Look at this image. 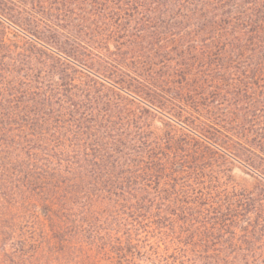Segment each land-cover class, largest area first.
<instances>
[{
  "label": "trees",
  "instance_id": "16d2710c",
  "mask_svg": "<svg viewBox=\"0 0 264 264\" xmlns=\"http://www.w3.org/2000/svg\"><path fill=\"white\" fill-rule=\"evenodd\" d=\"M71 1L116 43L112 59L69 35L71 54L115 78L0 55V264H264V189L217 164L264 162V0Z\"/></svg>",
  "mask_w": 264,
  "mask_h": 264
},
{
  "label": "rangeland",
  "instance_id": "374dc122",
  "mask_svg": "<svg viewBox=\"0 0 264 264\" xmlns=\"http://www.w3.org/2000/svg\"><path fill=\"white\" fill-rule=\"evenodd\" d=\"M71 2V0H0V43L3 42L0 47V55L5 56L9 64L13 62L8 57L14 59L13 71L19 72L23 68L22 64L26 60V57H28L31 59L32 65L39 70H44L43 74L47 76L54 75L53 71H57V69L67 68V71H70L72 68L68 67H73L81 71L92 69V73L99 71L111 78H115V70L110 65V58L113 59L114 56H110V53L116 50V43L111 39H105L103 34H108L107 27L99 28L97 25L91 23L92 21L88 18V15L81 10L75 9L71 13L70 11L75 7ZM81 17L87 18V20H83ZM71 21L72 23H70ZM69 35L86 40L91 39V42L99 48L98 51L106 53L110 58L90 59L88 57L72 55L71 45L75 41ZM168 44L165 45V48L173 50L170 53L172 61L179 59L175 55L177 51H186L188 52L187 56L192 57L190 53H193V48L190 42L174 44L171 47V44ZM149 47L150 45L147 42L139 41L136 43L134 49L131 48L137 54L138 51L149 53ZM165 48L162 49L165 50ZM58 58L67 63L65 65L66 68L62 66L57 68L58 66H56L55 61ZM73 58L77 60L75 61ZM144 60L146 61V59ZM138 61H141V59H138ZM131 62L127 61L129 66H134L135 64ZM101 77L103 78V76ZM211 113L218 116L222 114L219 108L211 110L210 113L200 109L193 113L194 116H197L195 120L186 118V120H182L184 123L177 120L176 126L177 128L183 127V130L189 131L193 127L197 128V123L201 121L198 119L203 120V117L207 118ZM157 123L159 125V122ZM210 130L213 133H221V129L217 126L210 127ZM255 155L249 157L242 156V159L226 157L217 160L219 169L222 170L220 172H222L221 176L224 181L233 185L239 191L264 189V178L261 175L260 169L261 163L264 162L258 155ZM179 232L183 237V241H188L189 235L199 234V228L193 227L192 229H187L186 227H182L179 229ZM95 264L117 263L103 260Z\"/></svg>",
  "mask_w": 264,
  "mask_h": 264
}]
</instances>
